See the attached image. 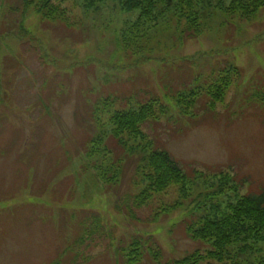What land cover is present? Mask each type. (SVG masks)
Returning <instances> with one entry per match:
<instances>
[{
  "label": "rangeland",
  "instance_id": "obj_1",
  "mask_svg": "<svg viewBox=\"0 0 264 264\" xmlns=\"http://www.w3.org/2000/svg\"><path fill=\"white\" fill-rule=\"evenodd\" d=\"M80 1H57L65 19L44 21L20 0H0V264H122L133 240L146 251L158 245L162 263L210 250L185 236L189 221L215 204L224 214L237 197L264 189V9L241 18L214 1L200 14L199 38L172 44L161 25L162 45L134 54L121 40L137 10L111 0L85 10ZM172 14L168 29L176 28ZM214 85L223 90L210 110ZM151 96L166 113L140 132L186 178L137 208L145 147L106 135L113 112L136 111ZM99 138L108 156L89 155ZM107 159L122 167L113 185L101 178ZM226 177L236 196L219 191ZM162 208L169 213L153 221ZM82 220L100 228L74 245ZM242 250L233 262L263 264L261 244Z\"/></svg>",
  "mask_w": 264,
  "mask_h": 264
},
{
  "label": "trees",
  "instance_id": "obj_2",
  "mask_svg": "<svg viewBox=\"0 0 264 264\" xmlns=\"http://www.w3.org/2000/svg\"><path fill=\"white\" fill-rule=\"evenodd\" d=\"M59 0H20L24 11L33 8L36 13L44 21L63 20L65 19L63 10L60 9ZM67 1V0H61ZM109 0H81V4L85 10L97 9L94 5L107 2ZM117 2L121 10L125 13L134 11L139 12L137 20L128 21L130 23L128 29L123 33L121 43L124 51H132L134 54L153 53L156 48L160 47L161 40L158 35L161 31V25H165L164 36L165 41H170L172 44L182 43L187 40L197 39L201 34L200 14L207 8L213 7V2L218 4V8L229 3V7L225 8L226 12L241 18L251 17L257 13L258 9H264V0H111ZM78 2V1H77ZM163 7L157 12L158 7ZM172 11L170 20L175 22L176 28L170 25L168 29L169 12ZM166 13V15H165ZM141 14V16H140ZM165 15V16H164ZM183 25V26H182ZM127 28V25L125 29ZM163 36V37H164ZM135 39L139 41L134 44ZM132 48L135 50L133 51ZM151 57L149 56L148 59ZM153 56V60H154ZM193 65V64H192ZM231 71L235 67H230ZM214 101L209 100L208 106L210 110L214 109V102L220 100L222 96V86H213ZM208 92V90H206ZM151 96L149 101L141 104L136 111L127 110L111 114L107 127V139H114L117 145L125 146L126 141H134L139 138L137 146H144L143 151H138L140 156L139 174L143 188L138 192V195L131 200L135 207L140 208L150 199L153 192L163 191L164 188L173 182L180 183L186 178L185 172L180 168L178 163L172 159L170 154L165 150L154 148L147 138L142 136L140 128L148 121H154L159 118V115L166 113L165 108L159 104L158 99ZM184 98V94H178L176 100L179 102ZM109 98L104 101L108 103ZM210 104V105H209ZM209 109V108H207ZM108 124V125H109ZM126 136V137H125ZM98 141L96 147L92 145L94 142L89 140V148L92 146V153L89 155L96 156L99 151H102L106 156L110 154L108 150V142L103 139H94ZM141 150V149H140ZM86 151H88L86 149ZM94 151V152H93ZM96 151V153H95ZM134 152V151H131ZM107 165L100 169L101 178L107 185H113L120 179L122 175V167H117L110 161L106 160ZM145 166V177L142 176V169ZM111 174V175H108ZM221 185L219 191H224L227 195L234 194L236 196L237 185L231 178L218 180ZM229 192H228V191ZM179 208V207H176ZM228 212H221L220 206L215 204L211 208L203 210L204 214H198V217L189 221L186 226L185 236L192 241L210 242L211 249L203 252L194 251L185 257L162 263V250L158 245L151 244L146 251L144 247H140L139 243L133 240L127 253L122 256V264H141L142 258L148 252L147 257L153 264H238L235 257H239L244 253L242 243L248 246L258 245L264 247V189L257 194H248L237 197L235 205H229ZM130 211V210H128ZM212 211V212H210ZM210 212V213H209ZM221 212V213H219ZM168 212L166 208H162L160 213H157L152 220L157 221L160 217L165 216ZM212 214V215H211ZM210 215V216H209ZM82 230L80 236L74 241L75 244H82L86 238H92L100 228V223H97L93 229L85 227L83 220L78 223ZM81 239V240H80ZM250 242V244H249ZM258 243V244H257ZM239 247L234 253V248ZM74 247L71 246V249ZM227 249V250H226ZM231 249V254L227 253ZM233 252V253H232ZM74 255L72 259H76ZM240 259H236L238 261ZM76 262V261H74ZM77 263V262H76ZM264 264V261H263Z\"/></svg>",
  "mask_w": 264,
  "mask_h": 264
}]
</instances>
